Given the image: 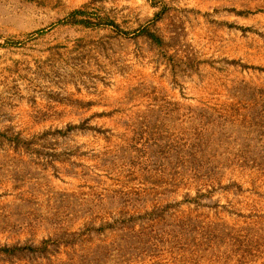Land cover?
Wrapping results in <instances>:
<instances>
[{"label": "rangeland", "instance_id": "rangeland-1", "mask_svg": "<svg viewBox=\"0 0 264 264\" xmlns=\"http://www.w3.org/2000/svg\"><path fill=\"white\" fill-rule=\"evenodd\" d=\"M0 264H264V0H0Z\"/></svg>", "mask_w": 264, "mask_h": 264}]
</instances>
